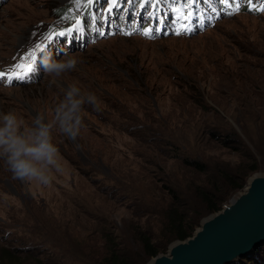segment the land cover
Instances as JSON below:
<instances>
[{"label":"rangeland","instance_id":"obj_1","mask_svg":"<svg viewBox=\"0 0 264 264\" xmlns=\"http://www.w3.org/2000/svg\"><path fill=\"white\" fill-rule=\"evenodd\" d=\"M249 2L0 0V113L51 121L72 84L99 101L76 139L53 132L49 185L0 161L1 264H104L109 247L143 261V237L159 241L172 201L191 213L197 185L248 153L264 171V0ZM33 52L32 70L17 68ZM46 54L79 63L50 84ZM245 260L264 264V245Z\"/></svg>","mask_w":264,"mask_h":264},{"label":"clouds","instance_id":"obj_2","mask_svg":"<svg viewBox=\"0 0 264 264\" xmlns=\"http://www.w3.org/2000/svg\"><path fill=\"white\" fill-rule=\"evenodd\" d=\"M78 63L72 56L56 60L46 54L40 67L50 84H57L65 73L74 71ZM86 104L99 110L94 93L72 84L63 91L51 121L37 115L26 124L14 111L0 113V161L13 178L43 186L51 183L50 173L60 170L59 150L52 142L53 132L76 139L85 126L82 112Z\"/></svg>","mask_w":264,"mask_h":264},{"label":"water","instance_id":"obj_3","mask_svg":"<svg viewBox=\"0 0 264 264\" xmlns=\"http://www.w3.org/2000/svg\"><path fill=\"white\" fill-rule=\"evenodd\" d=\"M264 245V171L253 172L192 234L174 239L145 264H238Z\"/></svg>","mask_w":264,"mask_h":264},{"label":"trees","instance_id":"obj_4","mask_svg":"<svg viewBox=\"0 0 264 264\" xmlns=\"http://www.w3.org/2000/svg\"><path fill=\"white\" fill-rule=\"evenodd\" d=\"M138 1L139 0H137V2ZM219 1L220 4L225 2L222 5L227 7L229 11H232L235 8H242L243 10L251 9L249 8V0H244V3L237 2L238 0ZM184 5L186 7L188 6V4ZM187 10L190 12L188 16L192 18L193 15L191 8L188 7ZM175 25H180V22H176ZM149 26L150 23L147 22L145 24V27ZM260 105L264 106L263 103H261ZM247 157L249 163H246L243 166L238 165L231 168H226L222 173L219 170H215L216 179L209 180L206 181V183L204 182L202 184L197 185L193 194L195 195V205L191 208V213H189L188 209H182L183 211H180L178 209V206H181L182 202L172 201L165 215V224L163 226L162 235L160 236L159 241H151L148 236L143 237L142 248L143 253L145 255L143 261L131 259L127 255L120 254L116 250L114 251L112 247H109L108 256L105 258L104 264H143L144 261L149 259L151 256L156 255L158 252H164L168 243L172 240L184 239L190 236L194 228L198 225V222L202 216H205L211 212L218 210L221 205L225 201H227L234 192L240 190L244 186L247 177L251 173L259 170V162L254 157V155L248 153ZM183 163L184 165H186L187 168H189L193 172L202 175L207 174L208 165L207 162H205L203 159L185 157ZM218 178H220L219 181ZM245 259L243 258L238 264H252L251 262H246ZM18 264L24 263L20 261V263Z\"/></svg>","mask_w":264,"mask_h":264},{"label":"snow or ice","instance_id":"obj_5","mask_svg":"<svg viewBox=\"0 0 264 264\" xmlns=\"http://www.w3.org/2000/svg\"><path fill=\"white\" fill-rule=\"evenodd\" d=\"M89 3H91V0H88ZM79 23V21H77V24ZM59 35H65V33H59ZM50 39V38H49ZM37 49H39V45L36 46ZM35 59V53H29L27 55V57L25 58L26 60V64L25 65H17V68H20V67H24L26 71H31L32 70V64L29 63L28 61H33ZM0 75H3V74H0ZM19 78V77H17Z\"/></svg>","mask_w":264,"mask_h":264}]
</instances>
